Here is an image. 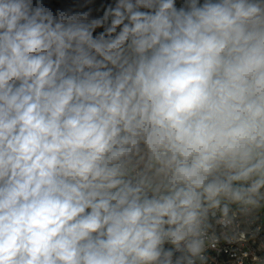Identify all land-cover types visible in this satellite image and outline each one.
<instances>
[{
  "label": "clouds",
  "instance_id": "9594fccd",
  "mask_svg": "<svg viewBox=\"0 0 264 264\" xmlns=\"http://www.w3.org/2000/svg\"><path fill=\"white\" fill-rule=\"evenodd\" d=\"M223 245L264 264V0H0V264Z\"/></svg>",
  "mask_w": 264,
  "mask_h": 264
},
{
  "label": "built area",
  "instance_id": "2783aa9c",
  "mask_svg": "<svg viewBox=\"0 0 264 264\" xmlns=\"http://www.w3.org/2000/svg\"><path fill=\"white\" fill-rule=\"evenodd\" d=\"M250 247L252 250H255V243L250 240ZM257 255H261V253L257 252ZM213 255H216V253H213ZM218 264H233V258H232V246L223 245L222 250L217 256ZM244 264H254L252 261V257L249 256L245 261Z\"/></svg>",
  "mask_w": 264,
  "mask_h": 264
}]
</instances>
